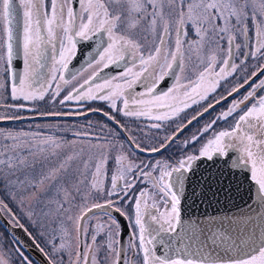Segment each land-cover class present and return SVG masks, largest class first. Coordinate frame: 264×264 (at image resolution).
I'll use <instances>...</instances> for the list:
<instances>
[{
	"label": "snow or ice",
	"instance_id": "1",
	"mask_svg": "<svg viewBox=\"0 0 264 264\" xmlns=\"http://www.w3.org/2000/svg\"><path fill=\"white\" fill-rule=\"evenodd\" d=\"M74 3L79 4V11ZM0 31L3 33L0 61L10 69L18 50L24 64L18 82L12 87L13 99L44 100L58 72L59 80L69 84L62 70L67 69L75 55L77 38L90 40L101 36L95 53L98 58L89 60L86 67L95 64L108 68L131 59V66H126L119 76L97 82L99 71H95L59 101L65 104L73 100H101L108 104L110 112L94 108L88 111L100 112L116 127L103 137L95 136V142H89L87 148L75 151L77 141L38 132L0 130L3 187L0 212L7 213L29 236L32 234L20 223L10 203L21 209L27 207L29 220L36 216L31 208L34 202L43 205L41 215L45 218L55 216L61 221V243L58 246L52 243L51 254L36 244L47 264H62V258L56 257L70 251L73 232L75 260L70 264H128L120 247L121 225L111 214L113 211L132 221L134 240L129 249L140 258L139 264H264V216L251 230L233 229V222L229 221L228 233L191 225L177 232L182 202L196 197L193 185L199 186L200 181H194V177L205 161L219 165L215 181L218 186L230 176L240 175L233 170L244 172V179L257 186L264 204V96L257 97V90H264V79L183 141L172 156L136 162L138 153L163 155L188 125L222 100L239 94L252 77L264 73V63H258L251 76L247 75L250 59L264 61V0H18V5L17 0H0ZM104 34L108 37L106 42L102 39ZM189 65L195 69L193 76L182 75ZM46 67L50 76L45 75ZM239 73L245 74L243 83L234 84L219 99H209L222 82ZM78 75L74 73L71 78ZM170 75H174L175 83L167 91L158 92L160 83ZM138 84L143 86V92H136ZM60 91L57 84L51 93L53 101ZM202 102H207V106L177 124L170 134L162 139L148 137L154 143H143L128 135L129 151L120 140L129 130L116 119L117 113L137 119L144 117L151 122L150 129L160 130L167 122L175 123L192 105ZM84 114L41 113L52 117ZM230 117L233 122L229 127L215 130L218 121L227 122ZM4 119L23 117L0 116V120ZM206 133L211 134L206 138ZM89 135L83 131L74 133L77 138ZM109 161L114 163V169L110 187H106ZM137 181L150 183L154 192L140 189L138 196L130 195ZM230 187L228 184L218 190ZM207 191H211L210 184ZM207 191L200 196L207 198ZM216 194L212 192L213 196ZM129 200L134 201L131 214L122 207ZM97 210L108 216L109 222H98L90 232L84 221ZM101 234L104 239L98 242ZM40 235L43 237L45 233ZM52 239L55 240V235ZM157 245L164 247L162 255L157 254ZM220 248L224 249V255L218 251ZM15 251L13 259L0 246V264H33L18 248Z\"/></svg>",
	"mask_w": 264,
	"mask_h": 264
},
{
	"label": "rangeland",
	"instance_id": "2",
	"mask_svg": "<svg viewBox=\"0 0 264 264\" xmlns=\"http://www.w3.org/2000/svg\"><path fill=\"white\" fill-rule=\"evenodd\" d=\"M3 33L0 31V37H2ZM194 38V37H193ZM3 54V48L2 44H0V55ZM101 66V65H100ZM195 69H191V66L189 65V70H187L184 74L182 75H188V76H193ZM5 62L0 61V85L3 87L0 88V116H20V117H30L34 116L37 114L41 113H46V112H62V113H67L69 111H66V105L65 104H60L59 101L64 98V96L67 94V92L70 90L71 85L67 86L65 89H61L60 95L55 98L53 101L51 98V93L56 90V86H53L49 90V95H46L44 100H36V101H25L23 99H13L12 98V91H9V88H6L5 85ZM88 76V75H87ZM78 84V83H77ZM75 85V84H74ZM73 85V86H74ZM17 105H27L32 108V112H25L22 109H18L16 107ZM193 106V105H192ZM87 106H84L86 108ZM84 108H81L79 111L76 112H82ZM196 112V111H193ZM86 114V113H85ZM219 115V114H218ZM216 115V116H218ZM182 116H179L175 123L172 122V127L173 128L182 122L180 119ZM230 121L224 122L220 127H229L230 126ZM150 123L148 122H140V121H133L132 124L128 126L129 128V134L134 135L135 138L138 141H141L143 143L151 144L154 143L155 141L148 139V137L155 136L157 139H162L167 133L165 132L164 129L166 125L160 129H149L148 125ZM102 125H108V123L96 116H84L80 118H55V119H40V120H23L19 122H14V123H8V124H0V130L2 131H11V132H27V133H40L44 136H55L57 138H63L64 140L67 141H77L76 145L74 146L75 151H79L80 147H85L87 148L89 142H95L94 137L95 136H105L112 128L108 125L107 128H102ZM204 126V125H203ZM218 128V126H217ZM77 131H83L87 132L90 135L88 137L84 138H77L74 136V133ZM211 133H206L205 137L209 136ZM121 142L125 143L124 139L120 137ZM83 141V142H81ZM179 145H176L175 148L169 149L167 152L161 154H155L152 157H147V156H139L137 154L136 157V162L139 163L140 160H156L157 157H163L167 154H174L177 151V147ZM125 147L128 148V145L125 143ZM69 150L67 149L66 146V151ZM129 151H131L130 148H128ZM189 150H191V147H189ZM175 151V152H174ZM114 169V163L112 161H109L108 164V178L104 180L105 186L110 187V176L111 172ZM101 179H104L101 177ZM140 181H137L136 188ZM150 184V183H148ZM151 185V184H150ZM134 189V193L130 195H135L138 196L139 192H137V189ZM149 192H154L152 187H149ZM3 193V187L0 185V194ZM0 198H3V195H0ZM45 200H47V197H44ZM157 202L159 203L158 197H157ZM133 200H129L127 203L123 204L122 207L123 209L128 212L129 214L132 213L133 209ZM148 203L151 205L152 201L149 200ZM13 212L16 214L17 218L20 220V223L24 224L25 228L28 229V232L31 233V237L35 238L34 240L36 243H39L41 247L45 249V252H49L51 254V246L52 243H55L57 246L61 243L60 239V224L61 221L57 219L55 216H51L48 218H45L43 215H41V209L43 205H37L34 202L31 204L32 210L36 213V216L33 217V220H29L28 216L26 213L28 212V208L25 207L24 209H21L18 205L16 204H11L9 205ZM7 218L12 222L11 217L5 213ZM35 221V223L33 222ZM101 224H106L109 222V217L103 215V212H98L95 214H92L89 216V218L84 221L85 226L89 229L91 232V229L93 226H95L97 223ZM132 228V227H131ZM44 232L45 235L41 237L40 233ZM53 235H55V240L52 239ZM75 233L73 232L72 235V248L70 251H64L60 254L57 255L56 259L61 260L62 258V264H70L71 260H75ZM88 242L90 243V236L87 238ZM98 242L102 241L104 239L103 234L98 236ZM134 240V238H133ZM132 240V241H133ZM51 241V243H50ZM131 241V242H132ZM130 242H127V247H126V252L128 251L131 253V250L128 248ZM0 246H3L4 249L8 252H10L13 256V259L16 257V251L15 249H19L22 251L20 246L15 243V241L10 237V235L4 230L3 227L0 226ZM24 253V251H22ZM71 252V255H70ZM140 258L136 257V260L134 261V264H139Z\"/></svg>",
	"mask_w": 264,
	"mask_h": 264
},
{
	"label": "water",
	"instance_id": "3",
	"mask_svg": "<svg viewBox=\"0 0 264 264\" xmlns=\"http://www.w3.org/2000/svg\"><path fill=\"white\" fill-rule=\"evenodd\" d=\"M18 5V0H17ZM17 37L19 36V16L16 23ZM95 56L87 59L83 62V65L88 63L89 60L94 59ZM78 59H81L78 55ZM21 56L17 50L12 59V67H17L20 70ZM71 68V65H70ZM112 68V67H110ZM18 70V71H19ZM174 75L169 76L168 85L172 83ZM16 80V79H15ZM84 115H72V116H43L37 114L30 117H24L23 119H4L0 120V124H8L25 120H40V119H55V118H80ZM149 155V154H148ZM153 155V154H151ZM219 165L213 166L212 162L205 161L200 166V171L197 172L195 180H199V186H196L197 195L191 197L182 202L181 206V225L178 226L177 232H180L185 225H191L193 227H199L204 229L211 228L213 231L219 230L221 233L229 232V221H232L231 228L237 227L244 229H252L255 225L261 223V217L264 216V204L261 203V195L257 186L250 180L244 179V172L239 169L233 171L240 172L238 176H230L228 180L224 181V184L217 185V168ZM246 171V170H245ZM201 172L203 175L201 176ZM205 181L208 183L205 184ZM208 184L211 185V191H207ZM230 184V189L218 190V188H225ZM207 191V198L200 196L201 192ZM212 192H216L215 196ZM195 201V202H194ZM102 212L100 210L95 211L92 214ZM91 214V215H92ZM116 216L121 225V241L120 247L123 248L125 253L126 236L131 239V232L128 222L124 216L115 213H111ZM0 226L10 235V237L17 243L36 264H47V259L44 254L36 247V241L24 232L21 228L17 227L11 222L4 212H0ZM232 235H235L233 232ZM256 236H259V229H256ZM182 246V245H178ZM159 251L158 255H162L164 247L157 245ZM221 255H224V249L218 250ZM227 255H235V253H228ZM227 255L224 258H227Z\"/></svg>",
	"mask_w": 264,
	"mask_h": 264
},
{
	"label": "flooded vegetation",
	"instance_id": "4",
	"mask_svg": "<svg viewBox=\"0 0 264 264\" xmlns=\"http://www.w3.org/2000/svg\"><path fill=\"white\" fill-rule=\"evenodd\" d=\"M74 7L77 11H79V4L74 3ZM99 39H101L100 35L93 36L92 39H90V40H80L79 38H77L75 55L71 58L70 62L68 63L67 69L62 70L65 78L68 79L70 82H69V84L65 85L64 81L59 80L58 77H59L60 73L58 72L57 73V79L52 82L53 86H56L57 84H59L60 88L63 90L67 86L71 85V88H70V90H71L74 84H75L74 86H78L80 83H83V80L88 78L89 76H91L92 73L95 71H99V78H98L97 82H101L102 78L119 76L124 71L126 66H131V59L130 58L126 61L120 62L118 65H110L108 68H103V65L100 66V65H95V64H93V66L91 68H89V67H86V65L88 63L83 65V62H85L87 59L91 58L92 56H95V53L98 50L97 49V40H99ZM102 39L106 42L108 39L107 35L104 34ZM104 46H106V44ZM90 53L92 55H88ZM78 55L80 56L81 59L77 58ZM94 58H98V57H94ZM258 63H264V61L258 62V61L251 60V59L248 61V64H249V69H248V73H247L248 76H251V72L257 67ZM70 65H71V68H70ZM48 67H51L50 61L48 62ZM110 67H112V68H110ZM57 68H59V65H57ZM5 69H7V72H8L7 76L5 75V77L7 78V81H8L9 91L11 92L13 84L18 82V76L24 69V64H23L22 58H21V62H20V70L17 67L13 68L12 66L10 69H8V66ZM82 69H83V71H81ZM134 70H137V69H134ZM44 72H45V75H49V76L51 75L48 72L47 67L44 69ZM74 73H80V75L76 76L75 79H72L71 77H72V74H74ZM14 76L16 77V80L14 79ZM242 78H246L245 74L239 73L235 77H230L228 82H222L221 87L218 88L217 92L214 93L212 95V97H210L209 99L210 100L219 99L220 96L226 95L227 91L230 90L234 84L243 83ZM260 79H264V73H260L257 76L252 77V79L249 81V83L246 84L245 87L240 90L239 94H234L233 96L228 97L226 100H222L220 104H216L215 107L213 109H210L208 113H204V115L202 117H199L198 120L193 121V123L191 125H188L187 128L183 131V133L179 136L176 143L173 145L174 148L176 145H180L183 141L191 138L194 134H196L198 131H200L203 128V125L207 124L212 119L216 118L217 117L216 115L220 114L223 111H226L227 108L232 104L234 99L242 98V96L247 94V92L249 90H251V88L255 84H258ZM168 81H169V76L166 77L164 79V81H162L160 83L159 88H158V92L167 91L168 88H170L175 83V79H173L172 83L169 85H168ZM135 90H136V92H143L144 88L142 85L138 84L135 86ZM259 96H264V90H257V97H259ZM66 102H67L66 109H65L66 111L75 113L76 111H79L81 108H84V106H87L82 111L83 113H86V116L93 115V116L99 117V118L105 120L112 129H114L116 127L111 121H109L106 117H104L100 112H89L88 111V109L94 108V109H101V110H103V112H110L111 110L105 101H101V100L75 101V100H73V101H66ZM251 102L252 101L248 102L249 106H250ZM118 105L120 107H123L122 104H120L119 102H118ZM18 106L19 105H17L16 107H18ZM205 106H207V102H202L201 104L193 105L191 108L185 110L184 112H182L180 114V116H182L180 119L182 120V122H185L187 119H190L193 115H196L197 112L202 111V108ZM18 109H22L26 113L32 112V108L30 106H27V105H25V107H23V108L18 107ZM193 111H196V112H193ZM234 115H236V114H234ZM116 119L119 120L121 122V124L125 125V127L128 130H129L128 126L130 124H132L133 121H136V120L143 122V123L144 122L145 123L146 122L151 123L149 120H147L144 117L137 119L135 117H125L119 113L116 114ZM230 119H231V121H230V124H231L233 122V120L231 117L229 118V120ZM224 122H226V121H223V120L218 121L217 124L214 126L215 130L219 131V130L224 129L225 128L224 126L220 127L222 124H224ZM165 125H166V127H165L164 131L169 132L171 130V127H172V122H167ZM217 126H218V128H217ZM170 133H171V131L167 134H170ZM128 135H131V134H129V131L120 136L121 138L124 139V141L127 145H128V143L126 141V136H128ZM173 146L171 148H173ZM197 147H198V145H197ZM138 155L143 156V157L144 156L152 157L155 154L154 155H148L146 153L145 154H139L138 153ZM172 155L173 154H167L163 157H157V159H164V158H167V157L172 156ZM149 187H151L150 184L140 182L136 189H137V192H139L140 189H145V190L149 191V189H150ZM126 220L128 222L129 228H130L131 239L129 238L128 235L126 236L124 259L127 260L128 264H134V261L136 260V256H134L132 251H131V253H129L128 251L126 252L127 242H131L134 238L132 236L133 229L131 228L132 221H130L127 218H126ZM24 255L27 256L33 262V264H36L25 251H24Z\"/></svg>",
	"mask_w": 264,
	"mask_h": 264
},
{
	"label": "trees",
	"instance_id": "5",
	"mask_svg": "<svg viewBox=\"0 0 264 264\" xmlns=\"http://www.w3.org/2000/svg\"><path fill=\"white\" fill-rule=\"evenodd\" d=\"M21 248V247H20ZM22 249V248H21ZM23 251V250H22Z\"/></svg>",
	"mask_w": 264,
	"mask_h": 264
}]
</instances>
